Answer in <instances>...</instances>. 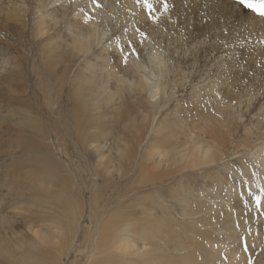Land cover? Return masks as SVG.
Here are the masks:
<instances>
[{
	"label": "bare ground",
	"instance_id": "obj_1",
	"mask_svg": "<svg viewBox=\"0 0 264 264\" xmlns=\"http://www.w3.org/2000/svg\"><path fill=\"white\" fill-rule=\"evenodd\" d=\"M98 1L117 5V8L122 5L124 16L122 14L120 17H124V21L138 22V18L141 20L150 14L146 15L148 7L145 4L134 12V8L143 2ZM196 1L168 0L167 18L170 15L173 23L169 26L165 22L164 29L170 31L176 24L180 34L190 35L195 42H200L198 39L205 33L211 34L208 39L211 42L223 39V31H231L232 35L228 32L230 42L226 46L236 56L237 60L231 61L233 66L244 63L247 69L246 58H251L249 66L256 72L257 60L261 63L259 73L245 72L239 84L233 77L232 86L237 90L234 92H238L236 88L248 82L249 77L253 76L256 80L261 78L264 75V18L248 13L249 9L244 5L229 10L227 1L230 0H204L199 9ZM149 2L156 7L163 6V0ZM52 3V0H36L35 10L41 13ZM10 13L7 16H19L14 10V14ZM62 13L64 15L66 11ZM153 15L159 14L154 11ZM50 17H55L58 20L56 23H61L63 19L59 18L60 14L49 12L41 21H37L38 25L47 23ZM158 19H161L160 16ZM191 25H194L193 30H190ZM237 27L239 30L245 27L241 35L234 34ZM124 29L122 27L120 31ZM60 32L62 42L50 50L43 62L52 71L56 84L63 79L65 83L71 79L72 86L63 106L61 92L57 94L56 101L51 100L50 106L57 104V108H53L62 117L67 136L72 137L71 140L76 138L77 150L72 154L65 138L60 143V150L68 156V161L59 158L56 153H48L47 131L36 117L30 116L31 110L19 108L26 114H22L16 122L4 119L7 122L4 130L8 131V141L2 143L0 148V152L7 156L0 167V264H68L79 240L88 207L90 223L75 249L84 257L70 264H249L247 260H253L255 254L252 243L257 242H254L253 235H249L245 250V239L238 241L236 231L226 238L203 233L202 237L215 245L213 248H192L181 259L179 255L172 254L191 247L194 241L191 235L205 228L209 221L229 218L228 214L219 217L222 213L219 211L212 213V204H196L199 199L196 187L190 192L191 188L187 187L184 193H180L177 180L182 169H194L220 160L222 150L218 149L209 158L202 152V158L193 160L189 156V148L175 146L172 127L160 121L152 128L163 104L157 108L155 103L150 102V98H155L159 93L147 86V78L134 80L132 74H136V71L123 67L119 69L124 77L116 76L106 55L109 49L94 50L95 33H88L78 21L66 20L64 26H60ZM217 43L220 46L219 41ZM98 58L111 68L96 66L92 60ZM82 60L77 75L74 69ZM147 60L153 64L151 56ZM144 64L138 62V69H147ZM4 85L0 82V86ZM60 86L64 87L63 84ZM142 92L146 93L141 95ZM222 93L230 96L232 92L224 90ZM97 113H101L102 118L93 122L91 116ZM117 115L124 120L119 129L117 125H110L111 119L114 117L113 120H116ZM151 132L153 134L150 136ZM56 137H59L58 133ZM74 156L79 159L75 161ZM140 156L144 157L142 161ZM160 156L162 159L157 161ZM88 171L98 180L93 181L94 188L87 201L83 187L87 186L85 177L88 175L85 174ZM129 182L132 183L127 190L126 184ZM166 182H169L164 188L166 192L158 193L161 189L159 186ZM225 194V199L235 197L229 192ZM161 197L173 200L176 211L185 220L174 219L170 210L160 202ZM176 227L181 229L182 236L176 237L179 233ZM143 242L148 249H142ZM174 242L179 247L171 249L170 244ZM257 251L256 260H262L264 248Z\"/></svg>",
	"mask_w": 264,
	"mask_h": 264
},
{
	"label": "rangeland",
	"instance_id": "obj_2",
	"mask_svg": "<svg viewBox=\"0 0 264 264\" xmlns=\"http://www.w3.org/2000/svg\"><path fill=\"white\" fill-rule=\"evenodd\" d=\"M82 1L52 0L53 3L48 8L38 13L35 10L36 0H0V6L4 9L2 12L0 8V82L6 84L0 86V148L2 143L8 141V131L4 130L7 122L4 119L18 121L22 114H26L19 109L23 108L25 111L31 110L30 116L36 117L47 131L48 153L51 155L56 153L59 158L68 161V156L60 150V143L65 138L70 152L76 153V138L73 137L71 140L72 137L67 136L62 117H59V112L54 109L57 108V104L53 106L54 108L50 106L51 100L56 101L59 92L63 93L61 102L63 106L72 86L71 79L67 81L68 83L63 79L56 84L52 71L43 61L50 50L62 42L60 26H64L66 20L78 21L88 33H95L94 50L109 49L106 55L113 68L100 58L92 60L96 66L111 68L120 78L124 77L120 67L126 70L132 69L136 71V74L132 72L135 76L134 80L147 78V86L159 93L155 98H150V102L155 103L157 108L163 104L152 128H155L160 121L167 127H172L175 146L189 148V156L193 160L202 158V152L207 158L216 154L218 149L223 152L221 159L211 164L180 170L177 180L180 193H184L187 187L191 188L188 192L196 187L197 198L200 199L196 204H212V213L219 211L222 212L219 217L228 214L229 218L209 221L205 224L207 225L205 228L191 235L194 238L191 247L172 254L179 255L181 259L192 248L198 246H204L206 250L213 248L215 245L204 239L203 233H210L215 238H226L229 233L236 231L239 234L238 241L253 235L254 242H257V244L252 243L255 253L252 259L255 261L247 260V263L264 264V254L261 256L262 260H256L257 250L264 248V204L257 207L254 198V195L260 194L258 185H264V75L262 74L257 80L253 79V76L249 77L248 82L236 88L238 92H234L235 87L232 86L233 77H236V82L239 84L245 72L259 73L260 61L257 60L255 64L256 72H253V68L249 66L251 58H246L247 69L242 62L241 66H233L231 61H236V56L226 46V43L230 42L228 32L232 35L231 31H223L225 33L223 39L218 38L211 42L208 41L211 34L207 33L198 39L200 42L192 41L190 35L180 34V31L176 30V24L167 31L164 29L165 22L170 26L173 21L171 22L170 15L167 18V12L162 5L153 6L159 15L154 16L153 12L150 13L147 9L146 15L148 13L151 15L148 14L141 20L138 18L136 22L124 21V17H120L122 14L124 16L122 5L121 8L120 6L117 8V5L103 4L98 0H90L88 3ZM131 1L136 4L143 2V0ZM202 3L204 0H197L196 7L199 9ZM227 3L229 10H235V6L238 8L242 5L237 0H230ZM70 5L72 8H69ZM143 7L144 3L141 6L137 5L134 12ZM13 10L19 13V16H7L10 11V14H14ZM63 10L66 11L64 15H62ZM49 12L60 14L59 18H63L61 23H56L57 19L50 17L47 23L38 25L37 21H41ZM247 12L256 16L250 9ZM122 27L125 29L120 31ZM244 28L241 30L238 28L234 34L241 35ZM191 29H194V25H191ZM141 32L145 35L141 36ZM160 39H163V42ZM218 41L223 47L218 45ZM149 56L152 65L147 60ZM125 57L127 64L123 62ZM138 62L145 63L147 69H138ZM81 63L83 60L74 69L77 75L80 73ZM61 84L64 87H61ZM224 90L231 91V95H224L222 93ZM144 93L146 92H142L141 95ZM91 118L93 122L99 121L102 118L101 113ZM113 119L114 117L111 119V126L117 125V129L123 126L124 120L120 115H117L116 120ZM56 133L59 137H56ZM152 134L153 132L150 136ZM206 143L208 146H205ZM211 143L212 146L209 145ZM4 154L0 152V167L7 159L6 154L5 158L3 157ZM143 158L140 156V161ZM78 159L74 156L75 161ZM161 159L162 156L158 157L157 161ZM82 162L84 164V161ZM89 163L92 167V159ZM206 170L207 174L204 173ZM85 175H88L85 177L87 186L83 189H86L85 196L88 201L94 188L93 181L98 178L92 177L89 171ZM131 183L126 184L127 190L131 187ZM168 183L160 185L161 189L158 193L164 194L166 192L164 188L169 185ZM227 192L235 196L234 199H225ZM236 192L239 194L236 195ZM249 192L254 195H249ZM160 202L163 207L170 210L174 219L185 220L180 212L176 211L173 200L161 197ZM194 206L196 207L195 204ZM88 209L81 224L79 240L68 264L84 257V254L80 256L75 249L82 241L84 230L90 223ZM176 230L179 231L176 237L183 235L179 227H176ZM177 240L178 238L175 239ZM174 244L175 242L170 244L171 249L179 247L178 243ZM141 246L142 249H148V245L144 242Z\"/></svg>",
	"mask_w": 264,
	"mask_h": 264
},
{
	"label": "snow or ice",
	"instance_id": "obj_3",
	"mask_svg": "<svg viewBox=\"0 0 264 264\" xmlns=\"http://www.w3.org/2000/svg\"><path fill=\"white\" fill-rule=\"evenodd\" d=\"M237 2L250 9L259 17L264 18V0H237ZM143 3L148 7L150 13L155 11L153 5L149 2V0H143ZM163 8L165 12L169 10L168 0H163ZM153 19H156V17H153ZM140 35L144 36L145 34L141 32ZM133 52H135V48H133ZM123 62L127 64V57L124 58ZM258 188L260 192L259 195H254L251 192H249V195H254L256 205L257 207H260L262 204H264V185H258ZM244 244L245 250H247L246 238L244 240Z\"/></svg>",
	"mask_w": 264,
	"mask_h": 264
}]
</instances>
